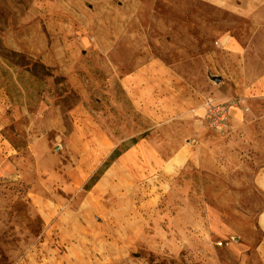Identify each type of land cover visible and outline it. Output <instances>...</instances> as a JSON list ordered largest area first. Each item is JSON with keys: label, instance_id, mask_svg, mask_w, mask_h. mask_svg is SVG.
<instances>
[{"label": "rangeland", "instance_id": "1", "mask_svg": "<svg viewBox=\"0 0 264 264\" xmlns=\"http://www.w3.org/2000/svg\"><path fill=\"white\" fill-rule=\"evenodd\" d=\"M262 77L264 0H0V264H264Z\"/></svg>", "mask_w": 264, "mask_h": 264}, {"label": "built area", "instance_id": "2", "mask_svg": "<svg viewBox=\"0 0 264 264\" xmlns=\"http://www.w3.org/2000/svg\"><path fill=\"white\" fill-rule=\"evenodd\" d=\"M204 104L205 109L201 121L218 133L226 132L233 110L239 107V102L232 99L224 101L206 99ZM241 110L245 112L247 107H241Z\"/></svg>", "mask_w": 264, "mask_h": 264}, {"label": "crops", "instance_id": "3", "mask_svg": "<svg viewBox=\"0 0 264 264\" xmlns=\"http://www.w3.org/2000/svg\"><path fill=\"white\" fill-rule=\"evenodd\" d=\"M259 88L261 91H264V77H262L260 80H259ZM262 94H264V92H261ZM205 100H201L199 102V104L197 105L196 107V114L198 115V118L201 117L204 113V109H205ZM241 112H243L241 109H235L234 110V116H236L237 114H240ZM234 118V117H233ZM199 120L201 121V119L199 118ZM230 134V133H229ZM238 135V134H237ZM240 136V135H239Z\"/></svg>", "mask_w": 264, "mask_h": 264}, {"label": "trees", "instance_id": "4", "mask_svg": "<svg viewBox=\"0 0 264 264\" xmlns=\"http://www.w3.org/2000/svg\"><path fill=\"white\" fill-rule=\"evenodd\" d=\"M144 137V136H142ZM136 140L133 139V142L132 143H135ZM121 154V152H113L107 159V161L104 163V168H106L109 163L114 160L115 158H117L119 155ZM101 172H96V174L91 178L92 182L96 181L98 179V177L100 176Z\"/></svg>", "mask_w": 264, "mask_h": 264}]
</instances>
